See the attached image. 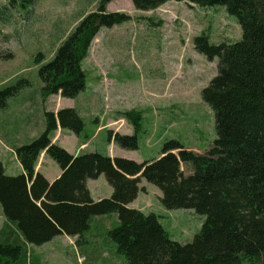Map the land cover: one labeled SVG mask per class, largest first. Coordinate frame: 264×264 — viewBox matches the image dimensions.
<instances>
[{"label":"trees","instance_id":"obj_1","mask_svg":"<svg viewBox=\"0 0 264 264\" xmlns=\"http://www.w3.org/2000/svg\"><path fill=\"white\" fill-rule=\"evenodd\" d=\"M99 1L96 12L81 19L39 70L44 101L53 95L77 99L86 89L81 64L98 33L131 21L125 13L107 11L115 0ZM173 1L201 8L222 6L242 29L239 41L213 44L206 33L194 41L199 54L219 59L217 76L201 94L215 116L212 146L198 154L174 140L155 160L143 163L98 152L75 156L55 144L51 134L62 129L80 138L84 119L73 108L46 112L44 133L15 149L23 173L8 176L0 164V205L6 219L0 230V264H35L32 248L61 235L77 237L79 248L87 242L94 219L113 214L119 225L108 234L127 264H264V0L132 3L149 12ZM36 2L11 0V5L30 10ZM43 61L40 54L37 64ZM20 88L2 91L0 105L6 107ZM126 117L135 126L134 134L113 137L109 132V143L138 150L141 114ZM42 153L62 171L52 184L37 172ZM183 166L192 174H184ZM101 176L113 193L95 201L87 181ZM142 179L161 191L165 209H190L205 216L191 242L173 241L158 215L128 208L142 191ZM37 263L42 264L40 258Z\"/></svg>","mask_w":264,"mask_h":264},{"label":"rangeland","instance_id":"obj_2","mask_svg":"<svg viewBox=\"0 0 264 264\" xmlns=\"http://www.w3.org/2000/svg\"><path fill=\"white\" fill-rule=\"evenodd\" d=\"M99 2L37 0L28 10L11 5V0H0V93L21 87L6 107L0 105V164L6 175L23 173L15 149L44 133L45 113L56 114L66 108L76 109L84 119L83 134L78 138L59 129V134L54 132L51 138L72 155L79 143H86L83 154L98 152L143 163L155 160L164 145L174 140L198 154H205L212 146L216 138L215 116L201 94L217 76L219 59L209 60L199 54L194 40L203 33L210 35L213 44L241 40L240 25L222 6L201 8L173 1L148 12L137 10L132 0L112 1L107 11L125 13L131 21L102 28L92 42L81 64L85 91L77 99L53 95L44 101L39 70L54 58L81 19L96 12ZM40 54L44 61L37 64ZM19 111L20 117L14 121ZM131 112L141 114L138 150L109 143V132L113 137L134 134L135 126L126 117ZM173 153L177 155L178 151ZM44 160L41 156L39 163ZM42 167L47 180L55 179L60 172L58 164L49 157ZM183 170L186 175L192 174L191 168L183 166ZM88 187L93 190L95 201L112 193L104 176L90 181ZM140 188V197L131 209L158 215L173 241L185 244L200 232L205 216L190 209H165L159 200L161 191L144 179ZM3 219L0 205V230ZM114 220L109 218L102 224L113 230L119 225L117 218V223ZM100 227L88 233L90 246L85 247L82 242L79 251L65 239H61V249L55 250L56 256L47 255L49 250L44 248L32 249L35 264L37 258L42 264H127L126 257L120 254L92 257L93 245L113 242ZM81 255L86 262H79Z\"/></svg>","mask_w":264,"mask_h":264},{"label":"crops","instance_id":"obj_3","mask_svg":"<svg viewBox=\"0 0 264 264\" xmlns=\"http://www.w3.org/2000/svg\"><path fill=\"white\" fill-rule=\"evenodd\" d=\"M20 114H21V112L19 111V112H17L15 115H14V117H13V120L15 121L17 118H19L20 117ZM25 119H26V117L22 120V122L23 121H25ZM63 131V130H62ZM60 132V131H59ZM59 132L58 131H56V135H58L59 134ZM62 136V135H61ZM55 141V140H54ZM112 144H113V142H112ZM86 145H84L83 143H79V146H77V148H76V153H75V156H77L79 153H82L84 150H82L84 147H85ZM111 145H109V147H110ZM16 155V154H15ZM41 156H43V157H45V160L41 163H39L38 164V166H37V172H40L41 174H42V171H43V167L42 166H44L45 165V161H46V159L48 158L47 156H46V154L45 153H42V155ZM17 158V157H16ZM19 163V162H18ZM20 164V163H19ZM21 166V165H20ZM22 167V166H21ZM20 167V168H21ZM60 170V172H58V174H56L57 175V177L55 178V179H53V180H48L51 184L55 181V180H57V178H59L60 176H61V174H62V171H61V169H59ZM22 171H23V169H22ZM45 176V175H44ZM46 177V176H45ZM103 176H101V177H99L98 179H101ZM97 179V180H98ZM97 180H88L87 181V186H89V182L90 181H97ZM88 189L90 190V193H91V195H92V189H90L89 187H88ZM112 193H113V189H112ZM112 193L110 194V196L109 197H111V195H112ZM140 194L141 193H139V195H138V198L136 199V200H138L139 199V197H140ZM109 197H105V198H109ZM100 200L101 199H103V198H99ZM136 200H134V202H131V204H129L128 205V208H130L131 209V207L133 206V204L136 202ZM96 201H99V200H96ZM2 209V208H1ZM2 213H3V211H2ZM3 217H4V219H3V221H2V225H4L5 224V222H6V219H5V216H4V214H3ZM115 219L114 220V222L115 223H117L118 221H119V218H118V215H116V214H113V215H109V216H103V217H98V218H95L94 219V221H93V228H92V230L89 232V233H91L93 230H95V229H97V226H101L100 227V229L99 230H103L104 232H106V233H108V231L110 230H108L107 228H105L104 226H103V224H102V222H104V221H106L107 219ZM116 218H117V220H116ZM89 235L90 234H87L86 236H85V238H86V241L87 240H89ZM61 239H65V241H66V243L67 244H69L70 246H73V247H76V251H79L78 250V247L76 246V241H77V237H68V236H66V235H61V236H59V237H57V238H55L53 241H51V242H49V243H47V244H45V245H43V246H41V247H35V249L36 248H44V249H47V250H49V252H48V254L47 255H50V256H52V255H55V250H60L61 249V246H63V243L61 242ZM83 245L85 246V247H89L90 246V243H89V241H87L85 244L83 243ZM32 249H34V248H32ZM93 249H95V253L93 254V256L92 257H94V258H106V257H111V256H119L118 255V252H117V246L113 243V242H110V241H108L106 244H104V245H93L92 247H91V250H93ZM56 256V255H55ZM82 260H84L85 262H86V260H85V256L84 255H81V258L79 259V262L80 263H82ZM88 260V259H87ZM93 264H95L94 262H92ZM96 264H98V263H96Z\"/></svg>","mask_w":264,"mask_h":264},{"label":"flooded vegetation","instance_id":"obj_4","mask_svg":"<svg viewBox=\"0 0 264 264\" xmlns=\"http://www.w3.org/2000/svg\"><path fill=\"white\" fill-rule=\"evenodd\" d=\"M194 46H195V44H194Z\"/></svg>","mask_w":264,"mask_h":264}]
</instances>
